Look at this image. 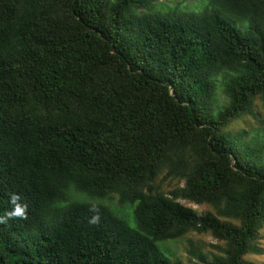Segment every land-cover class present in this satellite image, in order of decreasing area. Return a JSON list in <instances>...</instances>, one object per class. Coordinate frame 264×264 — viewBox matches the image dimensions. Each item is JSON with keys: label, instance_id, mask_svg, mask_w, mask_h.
Here are the masks:
<instances>
[{"label": "trees", "instance_id": "obj_1", "mask_svg": "<svg viewBox=\"0 0 264 264\" xmlns=\"http://www.w3.org/2000/svg\"><path fill=\"white\" fill-rule=\"evenodd\" d=\"M162 1L0 0V264L261 253L264 112L261 130L231 126L264 110V0ZM190 233L222 245L161 250Z\"/></svg>", "mask_w": 264, "mask_h": 264}, {"label": "rangeland", "instance_id": "obj_2", "mask_svg": "<svg viewBox=\"0 0 264 264\" xmlns=\"http://www.w3.org/2000/svg\"><path fill=\"white\" fill-rule=\"evenodd\" d=\"M159 4H157L152 11H198L205 9L209 4V0H164ZM256 111L259 115L258 120H253L252 118L238 120L233 123L231 129L234 130L237 128L248 127L251 130H261L260 128L262 127L259 123V120H261L260 114H262L264 110L258 102H256ZM156 185L159 186L163 191L168 192L177 186V182L169 179L165 180L164 175H161L156 181ZM182 185L183 183L179 184L180 187H182ZM180 202L184 206L193 208L199 215H202L210 210L204 205H196L184 200H180ZM106 204H113L115 209H112L117 214L121 213L123 218L131 227H135V223L132 217V209L129 206H120L116 199V196L111 200H107ZM189 242H192L196 246H200L205 254L217 253L215 247H217L218 245H222V243L216 241L209 235L190 233L182 240L160 244V248L168 257H171L172 259L179 258L184 263H187L189 258V255L187 253V251L189 250ZM255 245L260 249L261 253L249 255L246 259L253 264H264V227L259 230Z\"/></svg>", "mask_w": 264, "mask_h": 264}]
</instances>
